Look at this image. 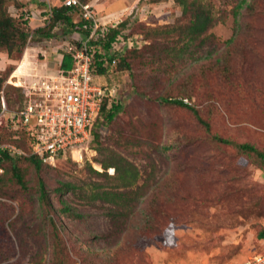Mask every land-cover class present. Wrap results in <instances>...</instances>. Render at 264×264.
Masks as SVG:
<instances>
[{
    "label": "rangeland",
    "instance_id": "obj_1",
    "mask_svg": "<svg viewBox=\"0 0 264 264\" xmlns=\"http://www.w3.org/2000/svg\"><path fill=\"white\" fill-rule=\"evenodd\" d=\"M88 1L104 23L120 22L141 39L128 54L129 72L97 78L106 103L118 101L122 109L99 127L98 144L82 160L42 164L37 172L14 159L25 188L13 180L10 162L0 161V264H236L264 252L257 238L264 229V165L212 139L264 152V0H202L213 23L191 42L190 19L173 0ZM32 2L5 6L17 18ZM39 26L33 21L29 33ZM65 28L58 24L48 41L32 37L19 60L0 51V101L10 110L21 101L19 89L57 69L56 52L72 41ZM164 99H182L201 121ZM0 130L3 141L13 137ZM112 157L136 169L130 188H120L113 168L110 178L90 171L104 172L101 162ZM62 184L68 186L57 192ZM139 187L118 205L92 198Z\"/></svg>",
    "mask_w": 264,
    "mask_h": 264
},
{
    "label": "built area",
    "instance_id": "obj_2",
    "mask_svg": "<svg viewBox=\"0 0 264 264\" xmlns=\"http://www.w3.org/2000/svg\"><path fill=\"white\" fill-rule=\"evenodd\" d=\"M63 4L81 8L82 18L86 21L83 28L89 30L77 45L67 46L64 50L73 58L72 68L68 71L58 69L24 87L25 101L19 110H9L4 98L0 101V125H7L12 131L24 129L32 140L30 153L51 165L67 157L74 161L82 160L84 154L91 152V131L107 97V89L92 73L91 63L98 48L93 42L103 40L109 30L99 22L90 5H81L79 0H63ZM34 17V13H30L29 18ZM41 19L45 21L47 16ZM127 44L131 46L132 42L124 41L119 35L110 52H117ZM111 64L114 65L115 60ZM2 117L6 118L5 123ZM0 149L11 155L24 154L13 144L0 145ZM236 264H264V252Z\"/></svg>",
    "mask_w": 264,
    "mask_h": 264
},
{
    "label": "trees",
    "instance_id": "obj_3",
    "mask_svg": "<svg viewBox=\"0 0 264 264\" xmlns=\"http://www.w3.org/2000/svg\"><path fill=\"white\" fill-rule=\"evenodd\" d=\"M7 0H0V51H3L4 54L1 56H4L5 54L8 56V58L12 60H19L17 59V55H21L23 52V49L25 48L29 34L32 33L33 38L36 35L39 38H43V41H48L52 38L53 32L52 30L56 28L58 24H62L65 29H62V34L64 35H79L82 36L84 33H86L85 30H83L84 26V19L80 22V19L78 22H75V17L80 13H82V9L79 7H64L63 5L59 4V6L54 5L51 11V17L49 20V23L44 28H38L33 30L31 33L28 31V25L29 20H25L23 18L24 14L23 12L21 14H18L17 18H14L11 14L8 13V9L5 6ZM33 5L39 6V7H45L46 4L44 2H41L40 0H31ZM81 5L84 4H90L88 0H79ZM167 0H149L150 3H160ZM181 9V15L186 17H189L190 21L186 26V32L185 37H188V42H191L192 40H195L197 38H200L204 33L212 26L213 18L211 16V13L206 5H204L202 0H173ZM242 3L237 5V9L241 8ZM30 10H28L29 12ZM236 16V12L234 14ZM121 28L124 27L122 24L120 26ZM181 30V29H180ZM117 31L115 29L110 30L107 38L105 41H102V47L106 50V52L109 51V43L115 36ZM51 37V38H50ZM136 51V50H135ZM134 51H130L127 53H124L123 55L117 56V60L115 61L114 66L106 65L102 66L101 62H96V66L94 69V73L98 76H109L110 73H117V72H129L130 70V57L128 54L132 53ZM13 55H16V58H13ZM25 56V54H24ZM129 56V57H128ZM24 59V58H23ZM98 59H100V56H98ZM110 63V61H109ZM72 67V60L69 56L64 55L62 58L60 68L62 70H69ZM11 68V66L9 67ZM6 66L0 70V91L3 86V83L5 82V77L1 76L2 71L5 72ZM14 68H11L12 72ZM17 70V66L13 72ZM9 72V74H10ZM20 98L21 101L17 103V106L14 110L21 109L23 102L25 101L24 92L22 89H19ZM107 99H104L101 110L99 115L97 116L94 126L92 128V135H93V143L98 144L99 142V127L101 128L105 127L106 125L112 123L117 115L120 113L122 106L121 104L116 102L106 103ZM165 104H172L177 105L180 107L187 108L188 110H191L192 113L197 117L198 120H200L199 116L197 115V111L194 110L190 105L186 104L182 99H164L162 100ZM7 105V104H6ZM8 107V106H7ZM9 109V107H8ZM10 110V109H9ZM13 111V110H12ZM0 114H1V104H0ZM2 122H6V118L2 117ZM201 121V120H200ZM206 129H208V124L203 122ZM8 129L10 133H13V137L9 140L3 141L1 139L2 132L0 130V145L3 144H13L17 148H19L24 154L21 155H11L8 151L1 150L0 151V161L7 160L10 162V170L12 173V178L16 182L18 186L21 188H25L23 176L20 172V169L17 165V162L14 159H23L27 161L37 172L40 171L41 165L44 164L41 159L33 156L31 152V138L29 134L24 130L20 129L18 131H12L8 128L7 125L3 126L0 125V129ZM19 135L22 137L19 138ZM213 142L220 145L229 146L235 150H237L240 154H244V156H255L257 161H260L264 165V152L257 150L254 146L247 144V143H236L232 140L222 138L220 136L214 135L213 136ZM92 143V145H93ZM91 145V150L94 148ZM59 161V160H58ZM103 166L104 172L98 173L94 170L90 171L101 175L103 174L105 177H109L107 174V170L113 168L114 174L112 177L119 183L120 188H130L135 184L138 178V174L134 166H132L130 163L126 162L125 160L121 159L120 157H112L110 159H107L105 161L101 162ZM46 165V164H44ZM221 173V171H219ZM39 186L42 189L43 184L41 181H39ZM68 184H62L61 187L57 188V192H61L62 187H67ZM140 191H143L142 187H139L136 192H96L93 194L92 198L96 200H101L105 203H111L113 205H118L120 202H123L129 195L134 193H138ZM141 195V194H140ZM133 202V201H130ZM63 203V202H62ZM257 238L259 240L264 241V229L258 232ZM97 260V259H95ZM95 262H92L91 264H94Z\"/></svg>",
    "mask_w": 264,
    "mask_h": 264
},
{
    "label": "clouds",
    "instance_id": "obj_4",
    "mask_svg": "<svg viewBox=\"0 0 264 264\" xmlns=\"http://www.w3.org/2000/svg\"><path fill=\"white\" fill-rule=\"evenodd\" d=\"M41 2H44L45 4H46V6L45 7H39V6H35V5H30V7H29V12H28V10L27 11H23V14H24V16H23V18L25 17V16H28V18L27 19H25V20H29V25H31V23L33 22V21H35V22H39L40 23V26L38 27V28H44V27H46L47 25H48V23H49V20H50V17H51V11H52V8H53V6H51V4H50V0H40ZM58 2H59V4H61V5H63L64 6V4H63V0H57ZM88 5H90L91 6V10L94 12V14H95V16H96V18L99 20V22L102 24V25H106L107 26V28H108V30H109V32H110V30H112V29H115L116 31H117V33L115 34V36L113 37V39L111 40V42L109 43V51L108 52H106V50L105 49H103V47H102V41H105L106 40V38H107V36H108V34H109V32L106 34V36H105V38L103 39V40H101V41H97V42H93V44H96V45H98V48H97V52L95 53V59H93L92 60V63H91V67H92V73L94 74V76L96 77V78H98L99 76L98 75H96L95 73H94V69H95V64H96V62H101L102 63V66H106V65H111V66H114V65H112L111 63H112V61L113 60H117V56L116 55H119V56H121V55H123L124 53H127V52H130V51H135V50H138L141 46H140V42H141V39L140 38H138L137 36H135V35H131L130 33H128V32H125L124 30H123V28H121L120 26L122 25V24H120V22H106V23H104V21L103 20H101V19H99L98 17H97V15H96V13H95V11H94V8L92 7V5L91 4H88ZM64 7H67V6H64ZM30 13H34V15H35V17H34V19H30L29 17H30ZM44 16H47V20H45V21H43L41 18L42 17H44ZM79 19H80V22L81 21H83V18H82V14L80 13V15L78 14L77 15V18H76V20H75V22H78L79 21ZM84 22V24H86V21H83ZM38 28H36V29H38ZM83 30H85L86 31V33H84L82 36H79V35H77V34H75V35H68L69 37H70V40H72L71 42L70 41H66V45L64 46V47H62L59 51H57L56 52V54H57V57L58 58H56V59H58V66H57V69L55 70V71H53V72H50V74L51 73H54V72H56L58 69H60V70H62L61 68H60V64H61V61H62V58L64 57V55H66V56H69L70 58H71V60H72V66H73V58H72V56L70 55V54H67V53H65V49L67 48V46H70V45H77L78 44V42H79V40L81 39V38H83V37H85V36H87L88 34H89V30H87V29H84L83 28ZM119 35H121L122 37H123V40L124 41H126L127 40V42L128 41H131L132 42V45L131 46H128V44H127V46H125V47H123L121 50H119V51H117V52H114V53H111L110 51H111V49H112V44L115 42V39L119 36ZM32 37H33V35H32V33L30 34V36H29V38H28V42H30L31 41V39H32ZM75 43V44H72V43ZM102 54H104V56L102 55ZM98 56H100V59H98ZM102 58H104V60H102ZM109 61H110V63H109ZM107 62V63H106ZM72 68V67H71ZM70 68V69H71ZM69 69V70H70ZM63 71H68V70H63ZM4 126V125H3ZM0 151H1V149H0ZM6 151V150H5ZM92 151V150H91ZM38 158V157H37ZM68 158V157H67ZM40 159V158H39ZM61 159H66V158H61ZM60 159V160H61ZM71 159V158H70ZM72 160V159H71ZM42 161V160H41ZM56 162H58V160L56 161ZM45 164V163H44ZM46 165H49V166H54V165H51V164H46Z\"/></svg>",
    "mask_w": 264,
    "mask_h": 264
},
{
    "label": "crops",
    "instance_id": "obj_5",
    "mask_svg": "<svg viewBox=\"0 0 264 264\" xmlns=\"http://www.w3.org/2000/svg\"><path fill=\"white\" fill-rule=\"evenodd\" d=\"M24 61V60H23ZM26 65V62H25ZM6 66V62H3V64L0 65V70H2ZM52 72V71H51Z\"/></svg>",
    "mask_w": 264,
    "mask_h": 264
},
{
    "label": "bare ground",
    "instance_id": "obj_6",
    "mask_svg": "<svg viewBox=\"0 0 264 264\" xmlns=\"http://www.w3.org/2000/svg\"><path fill=\"white\" fill-rule=\"evenodd\" d=\"M24 58V57H23ZM24 60V59H23ZM21 66V65H20ZM20 66H19V68H20Z\"/></svg>",
    "mask_w": 264,
    "mask_h": 264
}]
</instances>
